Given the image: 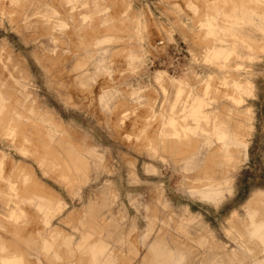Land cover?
Here are the masks:
<instances>
[{"label":"rangeland","instance_id":"1","mask_svg":"<svg viewBox=\"0 0 264 264\" xmlns=\"http://www.w3.org/2000/svg\"><path fill=\"white\" fill-rule=\"evenodd\" d=\"M239 1L0 0V264H88L98 243L111 264H154L153 244L180 264H264L245 212L264 191V38L235 22ZM159 40L183 44L180 72L156 64ZM215 124L246 156L208 157ZM205 176L230 188L202 200Z\"/></svg>","mask_w":264,"mask_h":264},{"label":"bare ground","instance_id":"2","mask_svg":"<svg viewBox=\"0 0 264 264\" xmlns=\"http://www.w3.org/2000/svg\"><path fill=\"white\" fill-rule=\"evenodd\" d=\"M250 1L251 0H240L239 3L233 4L232 11L236 12L237 9V11L239 12V14L237 15V21L235 22L243 27H246L249 32L258 33L264 38V9H259L255 6L247 5L246 3L250 4ZM205 26L207 27L209 32L213 30V33L218 28V25L215 23L214 20L213 22H211L210 20H206ZM234 30L237 33H240L241 36L244 37L247 41H249L250 38L252 39V36L248 35L245 30ZM247 43L245 47L247 51L250 52L252 51V47L249 43ZM262 47H264V43ZM234 51L235 49L233 48V44H231V48H228L226 50L227 53ZM224 54L226 53L225 50H222V48L213 49V58L217 59ZM234 85L240 92L245 94L247 92H250L253 88V85L249 80H244L242 83L236 82ZM248 113H251L250 107L246 108V114L248 115ZM213 132L214 135L217 137L218 147L209 151V158H213V156H215L229 162L235 160L237 161V159L241 155L246 156L248 144L247 141L243 140L244 134L242 132L237 129L235 131H230L227 127H222L218 124H215L213 126ZM195 162L194 164H196ZM192 164V158H187L182 163V169L188 171L191 169ZM196 180V183L189 186V192L195 193L202 200L210 201L213 200V197L220 198L223 191L227 188H230V185H228L229 180L226 177H221L219 180H214L212 176H205L204 178H199ZM260 208L264 209V191L255 190L247 199L245 206V212L249 219L247 233L251 238H256L261 243H264V213L259 212L257 214ZM233 215L234 212L232 213V216ZM131 229H133V226H131ZM144 235H148V233H145ZM88 238V235H82V239ZM84 242L85 240H82V243ZM89 249V252L92 251L93 254L88 253V264H111V261L108 259L98 261V259L95 258L96 256H98V254H102L105 252V244L98 243L93 248ZM151 250L156 256V258L154 259V264H180V256L178 254L172 253L170 250H167L164 246L160 244H153L151 246ZM2 264H13V262L6 261L2 262Z\"/></svg>","mask_w":264,"mask_h":264},{"label":"built area","instance_id":"3","mask_svg":"<svg viewBox=\"0 0 264 264\" xmlns=\"http://www.w3.org/2000/svg\"><path fill=\"white\" fill-rule=\"evenodd\" d=\"M155 46L164 49L165 53L159 56L156 60V64L160 67H164L171 73H177L182 70L183 63L186 60L187 52L183 44L176 43L175 41L166 42L159 40L155 43Z\"/></svg>","mask_w":264,"mask_h":264}]
</instances>
